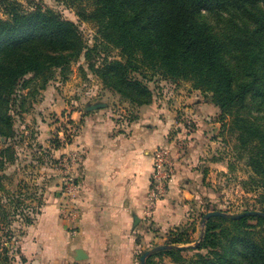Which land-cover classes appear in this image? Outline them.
<instances>
[{"label":"trees","instance_id":"1","mask_svg":"<svg viewBox=\"0 0 264 264\" xmlns=\"http://www.w3.org/2000/svg\"><path fill=\"white\" fill-rule=\"evenodd\" d=\"M92 2L90 11L78 15L95 22L101 38L119 49L121 58L105 60L100 67L90 64V69L136 106L152 101V91L143 80L147 70L154 71L152 76L159 73L164 78L189 80L195 89L209 93L207 98L220 115L231 117L229 129L237 133L240 146L247 152V164L258 177L260 211H264V0ZM3 4L0 168L14 160L10 102L19 87L29 91L32 85L45 88L56 69L65 73L83 52L89 59L91 51L77 24L53 9L36 6L24 11L14 2ZM213 13L222 17L219 25L207 19ZM27 95H20V107ZM236 214L209 218L194 246L189 245L191 241L184 233L171 236L165 244L172 247L153 253L146 264H154L152 258L163 254L185 264L181 253L187 249L197 251L190 264H264V234L258 230L264 228V217L236 218ZM249 219L257 224H250ZM17 240L8 234L0 241V264H13Z\"/></svg>","mask_w":264,"mask_h":264},{"label":"rangeland","instance_id":"2","mask_svg":"<svg viewBox=\"0 0 264 264\" xmlns=\"http://www.w3.org/2000/svg\"><path fill=\"white\" fill-rule=\"evenodd\" d=\"M5 2H14L24 11L32 10L36 6L53 9L61 17L77 24L87 49L91 50L89 59L83 52L70 63L65 73L56 69L54 77L45 88L39 89L32 85L29 91L27 87L20 86L10 102V112L14 117L15 154L14 160L5 162L0 168V241L5 240L8 234L19 240L15 243L18 252H15L14 256L15 261L21 263L20 246L30 225L27 220L34 219L47 202H55L59 209L63 202L60 194L57 196L61 192L63 181L56 168V162L64 154L60 151L65 146L63 137L67 131V124L74 122L70 119L71 113L75 110L81 111L83 104L91 100L108 102L115 108L141 106L133 105L128 99L122 98L118 92L105 85L89 67L90 64L100 67L105 60L121 58L119 49L110 46L101 38L95 22L83 20L78 15L79 12L91 10L92 0H0V16L3 18L6 17L3 13ZM207 19L211 24L219 25L222 22V17L215 13L208 15ZM153 72L145 71L147 77L144 79L135 74L151 89V103L159 96H165L170 100L177 99L180 105L175 103L178 108L175 111L179 110L182 113L181 108L185 109L188 106L186 102L189 97L201 102L209 101L210 94L195 89L191 81L164 78L159 73L152 76ZM20 95L22 97L27 95L22 107L19 105L22 98ZM24 109L26 112L22 113L21 110ZM208 112L202 113L207 118L204 119L206 123L204 125L207 126L208 129L205 130L209 135L204 145L205 151L199 160L185 157L188 153L187 141L197 125L191 116L182 118L181 115L179 128L182 130L177 133V127H174L169 139V142L173 143L178 160L184 162L183 159L186 158V164H192V169L200 173L199 197L187 201L189 215L186 221L166 231L161 230V225L153 219L157 203L149 209L147 197L144 218L149 239L144 242L142 238L145 232L137 233L135 240L140 246L133 253L132 264H140L141 254L155 246L165 244L176 234L184 233V238L191 241L189 245H196L205 227V224L202 225L203 214L211 210L235 214L262 209L260 200L262 188L258 185V177L247 164V152L240 146L237 133L229 129L231 117L229 115L222 117L219 109L216 112ZM206 113L208 114L205 115ZM77 126L79 127L78 124ZM77 168L74 171L76 175ZM188 178L195 181L193 178L197 177ZM59 219L66 226L67 233L74 237L76 234L72 235L70 224L60 212ZM248 222L257 224L255 219H249ZM258 230L264 234V228ZM196 253L197 251L193 249L183 251L181 254L187 260L185 264H190L189 260L195 258ZM152 261L154 264H184L172 260L167 254L155 256ZM14 262L13 264H16Z\"/></svg>","mask_w":264,"mask_h":264},{"label":"crops","instance_id":"3","mask_svg":"<svg viewBox=\"0 0 264 264\" xmlns=\"http://www.w3.org/2000/svg\"><path fill=\"white\" fill-rule=\"evenodd\" d=\"M187 99L188 106L181 108L185 115L175 111L177 99L165 96L141 107L115 108L106 102V107L85 112V105L99 101L91 100L83 104L81 111H73L70 119L79 125V133L59 151L78 149L82 154L77 168V202L81 209L77 233L74 237L67 233L57 204L47 202L28 225L20 246L25 261H15L16 264H132L133 253L140 246L135 240L137 233L144 231L142 241L149 239L144 208L152 155L159 145L172 149L176 172L167 193L155 206L153 219L163 231L184 223L189 215L187 201L196 199L201 192L200 173L185 159L202 157L209 135L204 125L207 118L202 113L218 110L209 101ZM181 115L191 116L197 124L187 141L184 162L178 160L169 142L174 127L177 133L182 130ZM189 176L197 177L193 178L196 182ZM134 216L139 219L135 225ZM76 249H82L87 257L76 261Z\"/></svg>","mask_w":264,"mask_h":264},{"label":"built area","instance_id":"4","mask_svg":"<svg viewBox=\"0 0 264 264\" xmlns=\"http://www.w3.org/2000/svg\"><path fill=\"white\" fill-rule=\"evenodd\" d=\"M74 123V124H73ZM67 124L63 137L65 146L70 145L77 137L79 127L75 122ZM82 161L81 151L70 150L59 157L56 168L62 176L60 197L63 199L59 212L70 224L72 235L77 233V224L81 217V209L77 202L79 181L74 173ZM176 172L172 149L166 145L155 148L152 155V172L148 192V208L151 209L167 193L168 186Z\"/></svg>","mask_w":264,"mask_h":264},{"label":"water","instance_id":"5","mask_svg":"<svg viewBox=\"0 0 264 264\" xmlns=\"http://www.w3.org/2000/svg\"><path fill=\"white\" fill-rule=\"evenodd\" d=\"M107 103L106 102H94L91 104H87L84 107V111L85 112H90L96 109H100L103 107H106ZM227 215V213L221 211V210H211L207 213L204 214L203 219H202V225L205 224V222L214 216H225ZM261 216L264 217V211H260V210H246L242 213L236 214L235 217L239 218V217H243V216ZM134 225L137 224V222L139 221V219L137 218V216H134ZM172 246L169 244H162V245H158L155 246L149 250H146L141 256H140V264H145L147 257H149L150 255H152L155 252L164 250V249H169ZM75 260L76 261H81L83 259H85L87 257V255L83 252L82 249H76L75 250Z\"/></svg>","mask_w":264,"mask_h":264}]
</instances>
